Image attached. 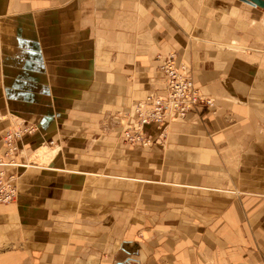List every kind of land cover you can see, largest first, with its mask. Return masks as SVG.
Segmentation results:
<instances>
[{"label": "crops", "instance_id": "1", "mask_svg": "<svg viewBox=\"0 0 264 264\" xmlns=\"http://www.w3.org/2000/svg\"><path fill=\"white\" fill-rule=\"evenodd\" d=\"M168 51L214 105L148 146L118 128L90 140L86 117L166 92ZM8 113L39 126L27 153L51 137L65 146L47 165L8 167L19 190L0 201V264H264L261 6L0 0L1 157Z\"/></svg>", "mask_w": 264, "mask_h": 264}, {"label": "built area", "instance_id": "2", "mask_svg": "<svg viewBox=\"0 0 264 264\" xmlns=\"http://www.w3.org/2000/svg\"><path fill=\"white\" fill-rule=\"evenodd\" d=\"M159 68L165 76L166 92L164 94H146L138 101L133 111L137 119L129 120L128 112L121 116L124 141L135 145L148 146L165 135L167 124L178 118H184L190 111L199 106L214 105L215 99L205 95L193 80L190 71L182 61L177 60L176 52L159 54ZM128 119V120H127ZM37 126L29 122H20L13 128L6 129L3 134V143L6 146L7 157L0 156V201L11 202L18 194L17 171H9L11 166H26L15 160L14 155L22 149L21 144L27 135L38 133ZM49 141V142H48ZM46 142V141H44ZM48 143H54L48 139ZM46 145V146H47ZM36 147L33 149L37 151Z\"/></svg>", "mask_w": 264, "mask_h": 264}, {"label": "rangeland", "instance_id": "3", "mask_svg": "<svg viewBox=\"0 0 264 264\" xmlns=\"http://www.w3.org/2000/svg\"><path fill=\"white\" fill-rule=\"evenodd\" d=\"M168 52H172V51H168ZM182 62L186 65V67L190 71L189 66H187L186 62H184L183 60H182ZM159 63H160V61H159ZM154 93H149V94L153 95ZM125 112H128V117H129V115H131V113L134 112V111L132 109L131 111L125 110ZM125 112L124 111H117V112L112 113L111 115L110 114L104 115V116L103 115H101V116L100 115H97V116H91L90 115L89 117H86V120H88V127L90 128V132H89V135H88L89 139L90 140H94L96 142V144H97V140L99 142H100V140H103V139H105V142L114 141V139L118 138L117 137L118 134L116 135L115 134L116 132H114V130L116 128H118L120 130L119 139L120 138L124 139L125 137H124V134H123V128H124L123 125H124L125 121H123V119H121V116L124 115ZM132 114H135L137 116V113H135V112L132 113ZM8 115H9L10 124L7 127V129L13 128L16 125H18L20 122L26 121L25 119L24 120L20 119L21 117L19 118V116L18 117L17 116H13L10 113H8ZM105 117H107V118H105ZM104 118H105V120H104ZM128 119L131 120V121H134L137 118L136 119H131V116H130ZM26 122L33 123L34 125L37 126V129L39 130V126L35 122H30V121H26ZM49 139H53L54 143H49L47 145L46 143H48L49 141L47 142L48 139H44V140H42L39 143L40 147L38 146L36 152L33 150L30 153H27V147L24 148L25 146L23 145L22 149L18 152V154L14 155L15 160L21 161L19 159L22 156H24V158H26L25 159L26 163L29 162L28 168L31 167L30 165H39V166L41 164H46L47 165L48 161H50L51 158L54 159V157L57 155V153L63 152L64 146H65V144L63 143V141H62L60 136H57V137H54V138L51 137ZM44 141H46V142H44ZM24 143H25V141H24ZM45 145H47V146H45ZM17 183H18V178H17ZM17 189H18V187H17Z\"/></svg>", "mask_w": 264, "mask_h": 264}, {"label": "water", "instance_id": "4", "mask_svg": "<svg viewBox=\"0 0 264 264\" xmlns=\"http://www.w3.org/2000/svg\"><path fill=\"white\" fill-rule=\"evenodd\" d=\"M244 1L248 2L251 5L253 4V5L261 6L264 9V0H244ZM119 264H127V263L120 262Z\"/></svg>", "mask_w": 264, "mask_h": 264}, {"label": "bare ground", "instance_id": "5", "mask_svg": "<svg viewBox=\"0 0 264 264\" xmlns=\"http://www.w3.org/2000/svg\"><path fill=\"white\" fill-rule=\"evenodd\" d=\"M23 144H24V141H23V143L21 144V146H23ZM45 146H46V145H45ZM44 148H45V147H44ZM54 149H55V148H54ZM44 150H45V149H44ZM54 151H55V150H54ZM54 151H53V152H54ZM47 152H48V151H47Z\"/></svg>", "mask_w": 264, "mask_h": 264}]
</instances>
